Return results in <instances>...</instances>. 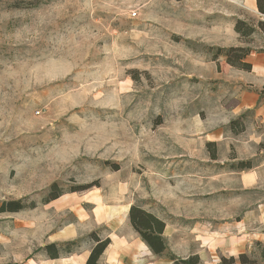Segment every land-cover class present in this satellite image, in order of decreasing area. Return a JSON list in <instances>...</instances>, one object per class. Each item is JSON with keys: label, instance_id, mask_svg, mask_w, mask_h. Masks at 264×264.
<instances>
[{"label": "rangeland", "instance_id": "1", "mask_svg": "<svg viewBox=\"0 0 264 264\" xmlns=\"http://www.w3.org/2000/svg\"><path fill=\"white\" fill-rule=\"evenodd\" d=\"M251 2L0 1V264L108 238L98 264H264V14ZM218 46L251 47L252 69ZM9 201L23 207L1 211ZM132 205L166 222L170 253L150 249Z\"/></svg>", "mask_w": 264, "mask_h": 264}, {"label": "trees", "instance_id": "2", "mask_svg": "<svg viewBox=\"0 0 264 264\" xmlns=\"http://www.w3.org/2000/svg\"><path fill=\"white\" fill-rule=\"evenodd\" d=\"M1 1V0H0ZM258 10L264 14V0H257ZM257 26L264 33V19L259 20ZM235 29L241 34L242 37H250L256 30L255 26H250L245 20L239 19L236 23ZM217 53L223 54L226 57V61L238 68L244 70H251L252 64L247 60L252 48L249 46H230V47H216ZM235 123V122H234ZM58 188L57 184H54L51 188V192ZM58 195V194H57ZM55 197V196H54ZM23 206L20 201L4 202L1 211H17ZM129 218L132 226L140 233L144 241L149 245L150 249L157 255H164L169 252L168 246L165 242L164 231L166 228V222L156 216L154 213L146 210L139 205H132L129 211ZM97 244L91 251L85 264H98L101 255L104 253L106 247L110 243V239L101 240L97 239ZM48 253L56 258L59 256L58 248L55 243L46 246ZM170 253V252H169ZM174 264H201L200 256L198 254L190 255L187 257H178L175 254H169ZM239 258L242 263L248 262V258L245 253L240 254ZM236 259L231 257L229 259L223 257L221 264H229L235 262ZM250 264H258L256 261H252Z\"/></svg>", "mask_w": 264, "mask_h": 264}, {"label": "crops", "instance_id": "3", "mask_svg": "<svg viewBox=\"0 0 264 264\" xmlns=\"http://www.w3.org/2000/svg\"><path fill=\"white\" fill-rule=\"evenodd\" d=\"M251 9L253 11H257L258 10V6H257V0H252L251 2ZM260 13V12H259ZM264 57V56H262ZM255 59V58H253ZM263 60V58H261L260 60H258V62L260 63V61ZM261 67V66H258ZM264 71V67H261ZM260 177H264V167L261 169H258V171L256 172ZM256 181V178L253 177V175L249 174L246 176V185H253L254 182ZM257 239H259L260 241L264 242V234L262 237H257ZM90 255L89 253H76L75 255H70V256H66V255H60L56 258H48L46 261H43V264H85L88 257Z\"/></svg>", "mask_w": 264, "mask_h": 264}]
</instances>
